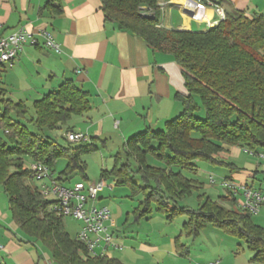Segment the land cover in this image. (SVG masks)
<instances>
[{"label": "trees", "instance_id": "obj_1", "mask_svg": "<svg viewBox=\"0 0 264 264\" xmlns=\"http://www.w3.org/2000/svg\"><path fill=\"white\" fill-rule=\"evenodd\" d=\"M167 1L100 0L104 22L141 37L152 52L171 57L187 91L174 95L181 110L167 118L162 128H145L125 139L122 148L132 162L127 160L118 167L114 164L110 171L103 170L100 180L112 174L116 185H128L136 192L139 186L133 179L139 176L144 196L140 216L149 214L153 207L168 220L187 212L184 225L189 228L192 225L198 229L205 221H213L244 239L253 254L251 262L264 264V229L252 222L249 212L226 209L208 197L200 203L198 212L177 205L179 197L200 185L180 172H195V160L230 167L233 165L218 157L227 151L225 146L237 145L248 151L264 147V14L248 17L236 10L205 30L165 28L159 25V4ZM2 95L3 90L0 131L5 137L0 138V186L17 229L28 242H39L59 264H122L105 254L92 256L82 242L70 238L53 200L26 183L32 180L30 168L22 166L21 156H27L31 162L43 163L52 175L56 161L64 159L57 181L63 183L74 173L87 178L80 156L90 150L91 146L86 145L90 141L77 146L69 142L60 145L44 131L66 124L72 115L89 111L88 94L72 80L64 79L32 101L33 115L28 119L22 101ZM200 108L203 117L195 115ZM23 121L34 131L27 130ZM149 158L159 161L162 167L149 164ZM222 198L234 202L229 195Z\"/></svg>", "mask_w": 264, "mask_h": 264}, {"label": "crops", "instance_id": "obj_2", "mask_svg": "<svg viewBox=\"0 0 264 264\" xmlns=\"http://www.w3.org/2000/svg\"><path fill=\"white\" fill-rule=\"evenodd\" d=\"M197 3L206 6L196 10ZM160 4L159 25L173 29L193 30V26L200 23L208 27L207 21L218 20L216 7L225 15L236 10L248 17L264 14V0H170ZM58 9L60 11L56 12ZM173 10H176L179 23H173ZM185 10L195 12L198 19H191ZM207 10L210 11L208 16ZM19 28H25L36 42L23 45L12 66L5 65V69L15 68L23 74V83L29 85L28 89L35 90L38 98L64 79L72 80L85 91L91 108L82 115L85 120L82 131L78 132L87 133L90 141L100 140L107 147L114 135L123 144L127 137L145 128H162L167 118L181 110V103L174 95H184L187 91L178 65L171 57L152 52L141 37L118 31L105 23L100 0H0V33L7 35ZM39 31L52 36L59 47L58 52L45 45L43 37L38 36ZM229 147L225 146V149L229 151ZM247 152L257 156L253 161L254 170L247 175L251 184L236 177L240 171L235 166L228 167L236 171H233L235 177L230 172L222 180L264 194V184L254 185L252 180L259 170L264 171V147ZM225 190L226 195L234 199L233 203L243 202L241 191ZM239 194L241 200L237 201ZM254 214L257 225L264 229V206ZM135 245L132 253L144 254L156 264H188L172 246L161 250L148 242ZM46 252L38 251L35 243L28 242L17 229L0 186V263L52 264ZM252 255L248 254L247 261L242 259L241 262L234 261L238 260L237 253L228 257L215 255L217 259L214 260L218 264H250Z\"/></svg>", "mask_w": 264, "mask_h": 264}, {"label": "rangeland", "instance_id": "obj_3", "mask_svg": "<svg viewBox=\"0 0 264 264\" xmlns=\"http://www.w3.org/2000/svg\"><path fill=\"white\" fill-rule=\"evenodd\" d=\"M173 13V23H179L180 21L175 17L176 10H173ZM206 28V24L204 23L193 26V30H205ZM22 75L15 68L5 69V66L0 67V91L3 90L2 96L4 98L22 101L27 106L28 113L26 117L28 119L33 115L31 109L32 101L38 98V95L34 92L35 90L27 88L29 85L23 83ZM36 81L38 82L39 80L36 79ZM195 115L203 117L202 108ZM84 120L85 118L83 119L82 115H72L66 124L60 125L52 131L46 130L44 133L58 144L67 145L65 131L67 129L82 131ZM23 123L27 130L34 131V127L31 124L26 123V121H23ZM4 137L5 134L0 131V138L4 139ZM71 145L77 146L76 143H72ZM86 145L91 146L90 150L83 152L80 157L85 165L87 178L84 179L79 173H74L69 180L62 183L63 186L69 187L77 181L85 184L97 183L101 179V172L103 170L110 171L114 164L118 167L121 162H126L127 160L132 162V159H128L129 157L122 148V140L114 135L107 147L103 146L100 140L90 141ZM228 150L218 156L220 160L235 166V169L238 172L240 171L239 176L236 177L251 184V179L247 175H250L254 170L253 166L255 163L253 161L257 157L256 154L248 153V150L237 145L230 146ZM21 159L22 166L29 169L31 166L30 158L21 156ZM148 162L149 164L162 167V164L156 159L149 158ZM65 163L64 159L56 161L52 173L54 178L65 166ZM194 164L196 166L195 172L191 173L185 170H181L180 172L186 178L197 180V183L200 185L195 189H191L189 193H184L182 197H179L177 205H185L186 209L190 212H198L200 203L208 197L226 209H238L239 207H237L236 203L222 198V196L226 195V186L221 184L222 177H225L230 172L233 174L235 170H230L225 165L213 164L199 159L195 160ZM10 170L13 171L14 168ZM173 170L176 172L178 169L174 168ZM256 174L254 179H252L254 185L259 183L264 184V171L259 170ZM233 177H235L234 174ZM211 178L214 180L212 183L210 181ZM133 181L139 186L136 192H132L128 185H116L115 177L112 174H108L104 178V187L100 190L98 204L108 208L110 217L114 222L112 243L105 252V255L118 259L123 262L122 264H156L144 254L132 253V248L136 247L135 244L139 242H148L151 245L158 246L161 250H166L167 246L174 247L176 251L184 250L186 251L185 254L180 255L187 260L188 264H209L210 262H214V259H217L215 255L219 254L228 257L237 253L238 260L234 261L239 262L242 259L247 261L248 254L251 255L243 238L225 231L222 227L215 225L213 221H205L198 229H194L192 225L189 228L184 225V222H187L189 217L187 212L185 214L178 213L168 220L165 214L156 211L153 207H151L149 214L140 216V210L144 207V196L141 193L142 188H140L143 185L139 176H136ZM26 183L36 189H39L41 184V182L35 179L28 180ZM43 183L48 184V179L43 180ZM240 198L239 194L237 201H240ZM250 218L252 222L257 224V215L251 213ZM62 223L64 230L70 238H74L75 232L80 228V222L70 216H63ZM35 246L40 252L41 250L47 251L46 255L50 260L49 262L57 264L50 258L48 250L39 242H36ZM41 261L44 262L43 259ZM250 264L256 263L250 262Z\"/></svg>", "mask_w": 264, "mask_h": 264}, {"label": "built area", "instance_id": "obj_4", "mask_svg": "<svg viewBox=\"0 0 264 264\" xmlns=\"http://www.w3.org/2000/svg\"><path fill=\"white\" fill-rule=\"evenodd\" d=\"M205 6L204 3H197L194 8L203 10ZM214 11L218 20L207 21V26L214 25L225 17L221 8L216 7ZM190 18L198 19V16L194 12ZM39 35L43 37L48 48L56 52L59 51L57 43L54 42L48 32L39 31ZM28 42L35 43L36 39L25 28H19L7 35L0 33V67L12 66L18 51ZM65 138L69 143H87L90 141L87 133L73 130H67ZM30 165L32 179L41 182L39 190L45 198L53 200L55 211L62 216H70L80 222V228L75 232V238L86 246L85 248L90 255H104L108 247L111 246L114 232L112 231L114 222L110 217L108 208L98 204V193L104 187V182L100 180L97 183L85 184L77 181L66 187L50 174L49 169L43 163L31 162ZM45 179H48V184L43 183ZM210 181L212 183L213 178ZM221 184L234 193L241 191L243 202L238 203L237 207L250 213H256L261 206H264L263 193L245 185L233 184L226 179H223ZM210 264H218V262L214 260Z\"/></svg>", "mask_w": 264, "mask_h": 264}, {"label": "water", "instance_id": "obj_5", "mask_svg": "<svg viewBox=\"0 0 264 264\" xmlns=\"http://www.w3.org/2000/svg\"><path fill=\"white\" fill-rule=\"evenodd\" d=\"M160 5H162V4H160ZM185 12H186L187 14H189V16H191V17H192V15L194 14V12H193L192 10H185Z\"/></svg>", "mask_w": 264, "mask_h": 264}, {"label": "bare ground", "instance_id": "obj_6", "mask_svg": "<svg viewBox=\"0 0 264 264\" xmlns=\"http://www.w3.org/2000/svg\"><path fill=\"white\" fill-rule=\"evenodd\" d=\"M178 1H183V0H178ZM181 3V2H180ZM188 6V5H187ZM209 13H210V11L209 10H207L206 11V16H208L209 15ZM186 17V16H185ZM186 23V22H185Z\"/></svg>", "mask_w": 264, "mask_h": 264}]
</instances>
